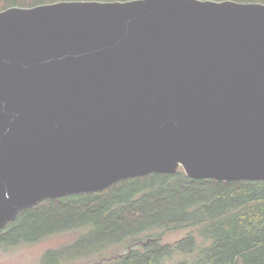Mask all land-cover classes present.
Segmentation results:
<instances>
[{"label": "water", "instance_id": "water-1", "mask_svg": "<svg viewBox=\"0 0 264 264\" xmlns=\"http://www.w3.org/2000/svg\"><path fill=\"white\" fill-rule=\"evenodd\" d=\"M264 181V4L0 11V229L152 173Z\"/></svg>", "mask_w": 264, "mask_h": 264}, {"label": "trees", "instance_id": "trees-1", "mask_svg": "<svg viewBox=\"0 0 264 264\" xmlns=\"http://www.w3.org/2000/svg\"><path fill=\"white\" fill-rule=\"evenodd\" d=\"M70 1L133 0H0V11ZM181 230L191 232L163 243L165 233ZM66 232L78 233L73 245L47 251L41 264H79L97 255L90 264H264V181L192 179L181 169L47 199L0 229V253ZM125 243L126 253L103 256Z\"/></svg>", "mask_w": 264, "mask_h": 264}, {"label": "rangeland", "instance_id": "rangeland-1", "mask_svg": "<svg viewBox=\"0 0 264 264\" xmlns=\"http://www.w3.org/2000/svg\"><path fill=\"white\" fill-rule=\"evenodd\" d=\"M191 231L181 230L177 232L165 233L163 243L169 244L179 241L186 237ZM78 233L66 232L53 237L42 240L34 244H22L9 250L0 253V264H41L43 255L49 250H59L65 245L71 244L76 241ZM128 251L127 244L118 245L107 252L103 256L110 258L112 255L118 253H126ZM100 256H94L89 260H79V264H90L97 262ZM180 259V257H179ZM110 264V262H106ZM114 263V262H113ZM101 264V263H99ZM172 264V262H171Z\"/></svg>", "mask_w": 264, "mask_h": 264}]
</instances>
